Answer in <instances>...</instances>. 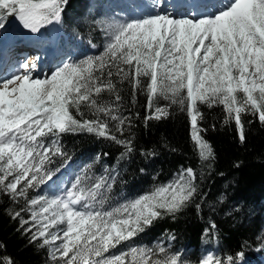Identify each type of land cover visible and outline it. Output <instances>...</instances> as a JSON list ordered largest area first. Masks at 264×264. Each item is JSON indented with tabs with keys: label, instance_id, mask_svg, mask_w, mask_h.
I'll list each match as a JSON object with an SVG mask.
<instances>
[{
	"label": "snow or ice",
	"instance_id": "6c2138e0",
	"mask_svg": "<svg viewBox=\"0 0 264 264\" xmlns=\"http://www.w3.org/2000/svg\"><path fill=\"white\" fill-rule=\"evenodd\" d=\"M67 3L0 0V29L12 17L38 33L62 23ZM134 7L138 15L107 25L109 41L101 54L63 63L43 79L32 75L35 64L27 62L19 66L23 71L0 76V194L13 201L24 198L26 208L10 215L22 228L29 225L25 230L33 242L49 248L53 264H183L179 254H169L160 244L153 248L134 241L156 220L175 217L196 201L200 192L192 167L110 210H103L114 182L107 170L98 177H77L62 195L28 196L29 189L55 184L60 168L50 166L55 157L66 156L65 134L87 132L122 146V156L133 152L132 139L115 134L123 137L132 124L119 107L125 82L132 103L138 92L147 96L145 123L167 118L170 105L186 112L201 161L215 159L202 136L201 105L222 106L224 123L234 122L241 143L246 140L244 116L264 124V0L194 4L192 12L182 13L167 11L162 0ZM105 94L114 99L106 100ZM161 100L168 103L161 105ZM195 207L199 210L200 204ZM227 260L232 264L231 256ZM200 264L224 261L208 255Z\"/></svg>",
	"mask_w": 264,
	"mask_h": 264
},
{
	"label": "trees",
	"instance_id": "16d2710c",
	"mask_svg": "<svg viewBox=\"0 0 264 264\" xmlns=\"http://www.w3.org/2000/svg\"><path fill=\"white\" fill-rule=\"evenodd\" d=\"M104 3V0H68L59 26L73 37L69 40L71 49L88 54L89 46L95 45L96 51L89 55L103 52L101 30L110 18L101 10ZM12 19L8 17L5 24ZM120 87L119 107L132 124L125 127L123 137L115 134L118 138L130 137L133 152L122 156L125 149L111 140L87 132L70 133L62 137L66 156L55 157L56 163L50 167L62 169L70 163L71 184L77 177H98L107 174L106 170L111 173L113 187L107 193L103 210L149 193L181 170L192 167L198 175L200 195L196 201L175 217L156 220L136 238L135 245L154 248L162 243L169 254H179L183 264H200L208 255L224 264H228L229 256L232 264H263L264 124L256 117L244 116L246 140L241 143L234 122L224 123L222 106L209 109L201 105L202 126L206 129L202 136L215 153L214 160L201 161L191 139L189 119L180 106L170 105L167 118L145 123L146 94L138 92L132 103L131 87L127 82ZM105 99L114 98L105 94ZM28 196L37 197L36 193ZM196 203L200 204L199 210ZM21 208H26L24 198L13 201L0 194V264L8 260L14 264H53L49 248L42 247L40 241L33 242L32 234L25 230L29 225L22 228L20 220L10 215ZM22 217L29 218L27 211L22 212ZM212 224L216 225L214 229ZM241 252L242 258L237 255Z\"/></svg>",
	"mask_w": 264,
	"mask_h": 264
},
{
	"label": "rangeland",
	"instance_id": "374dc122",
	"mask_svg": "<svg viewBox=\"0 0 264 264\" xmlns=\"http://www.w3.org/2000/svg\"><path fill=\"white\" fill-rule=\"evenodd\" d=\"M104 1L105 3L101 7V10L103 14H105V16L109 14L111 19L106 23V25L103 26L101 30L102 36L104 38L103 49L109 41V36L107 34V25L109 23H111L112 21L123 22L127 19H130L133 14L138 15L139 9H136L134 7L136 4L148 5L149 7L153 4V0H122L123 3H114L110 0ZM170 1L171 0H162V2L167 6V11H179L181 13L185 10H187L188 12H192V3L207 4L209 6L215 4L217 6H220L227 2V0H178L177 2H175L176 4H172V2L170 3ZM189 1H192V3H190ZM209 10H211V7H209ZM50 28L51 27L49 25L42 28L38 33H31L28 30L24 29L16 19H13L11 22L5 25L4 29H0V45H2V47H6L3 53L0 52V63H5V67L0 70V76H10L17 71L18 63L17 65L13 66L12 62L14 63L16 61V58L20 56L19 54L23 50H26V52H33L35 55L37 54L41 58L40 64L38 63L37 65L36 63H34L35 68L32 69V75L36 78L41 79L48 76L52 71L56 70L57 67L62 66L63 63L77 62L81 59H85L88 56H95V54H88L82 55L80 58L74 56L70 57V52L56 46V41L59 40V37L65 39L66 35L62 30L58 29L57 26L55 33L52 34L50 33ZM50 38L54 39V43ZM33 53H30V55ZM163 102L165 101H160V103ZM58 175L59 179L69 181L68 175L64 174V172H60ZM177 175L178 174H175L172 179ZM40 191H44V193L39 194V196L47 195L51 197L53 194L62 195L63 192L66 191V188H64L63 185H59L57 183L52 185V181H47L45 184H42L35 189H29L28 195H31L33 193H40ZM166 246H168V244ZM262 249L264 252V240Z\"/></svg>",
	"mask_w": 264,
	"mask_h": 264
},
{
	"label": "bare ground",
	"instance_id": "6f19581e",
	"mask_svg": "<svg viewBox=\"0 0 264 264\" xmlns=\"http://www.w3.org/2000/svg\"><path fill=\"white\" fill-rule=\"evenodd\" d=\"M178 0H171L170 1V3L172 2V4H176L175 2H177ZM190 3H192V1H189ZM192 6L194 5V3H192L191 4ZM50 33H52V34H54L55 33V31H56V24H53V25H50ZM33 36H35V35H33ZM51 39V41L53 42V40H52V38H50ZM6 45V44H5ZM8 45V44H7ZM2 49H3V47L2 46H0V51H2ZM5 51V49H3V52ZM31 57H30V59H28L27 60V63H29L30 65L31 64H34V63H36L37 65H38V63L40 64V61H41V58L36 54H31L30 55ZM17 61H16V64L18 63V65H17V71L19 70V71H23V70H21L20 68H19V66L21 65V64H23V63H25V59H21V57H18L17 59H16ZM14 72V71H13Z\"/></svg>",
	"mask_w": 264,
	"mask_h": 264
}]
</instances>
